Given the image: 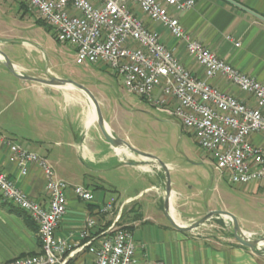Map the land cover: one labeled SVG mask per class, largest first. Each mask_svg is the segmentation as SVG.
Returning <instances> with one entry per match:
<instances>
[{
    "label": "crops",
    "instance_id": "crops-1",
    "mask_svg": "<svg viewBox=\"0 0 264 264\" xmlns=\"http://www.w3.org/2000/svg\"><path fill=\"white\" fill-rule=\"evenodd\" d=\"M230 1L264 18V0ZM194 2L190 10L181 13L172 11L185 32L219 59L264 85V22L223 0ZM130 8L147 28L160 35L161 42L173 51L193 75L203 78V70L185 53L181 42L173 39L160 24L151 23L136 5L132 4ZM226 36L238 42L239 46L235 47L227 41ZM8 60L19 74L39 80L49 79L38 74L36 68L18 63L16 57H9ZM208 83L240 102L255 107L251 96L223 79L214 78ZM91 110L94 112L88 98L71 84L48 85L19 80L4 67L0 58V171L30 199L42 207L48 206L49 196L45 191L43 173L31 164L27 166L26 174L21 175L5 144L11 142L45 159L58 179L93 191L97 204L114 200V211L103 217L101 226L110 225L115 214L119 213L117 225L131 232L137 262L264 264V253L239 246L230 235L227 238H214L197 228L191 231L174 229L164 213V179L161 178L158 165L125 149H112L97 126L95 112V118L90 114ZM261 111L264 114V108ZM102 120L112 136L128 144L106 119ZM90 131L94 134H89ZM251 139L255 144L261 143L258 136ZM130 146L139 151L133 145ZM142 153L154 157L150 152ZM165 165L170 169L169 163ZM134 173L142 176L139 184L132 181L134 186L131 190L121 189L116 184V179L123 180L127 174L131 176ZM245 187L264 196V182ZM176 194L171 189L168 210L176 224L188 226L204 216V213L186 212L184 204L177 201ZM90 208L70 192L67 193L66 212L58 225L56 236L78 247L68 259L71 263L91 264V256L84 247L88 238H79L91 214ZM233 216L244 235L256 232L246 228L248 222L245 218ZM261 232L264 234V231ZM94 233L95 230L91 231V234ZM38 252L36 226L26 214L0 197V264Z\"/></svg>",
    "mask_w": 264,
    "mask_h": 264
},
{
    "label": "built area",
    "instance_id": "built-area-1",
    "mask_svg": "<svg viewBox=\"0 0 264 264\" xmlns=\"http://www.w3.org/2000/svg\"><path fill=\"white\" fill-rule=\"evenodd\" d=\"M34 10L58 42L70 45L78 65L89 64L107 70L123 87L155 110L176 119L194 136L199 148L215 162L231 185L264 182V85L240 73L193 40L172 13L194 7V0H23ZM136 5L151 23L160 24L183 44L185 53L203 70V78L193 75L168 49L160 35L147 28L131 11ZM225 39L235 47L238 42ZM221 78L251 96L255 107L211 86ZM261 138L260 144L252 141ZM21 175L35 165L45 177L48 206L42 207L16 187L0 171V197L23 212L38 231L40 249L35 255L16 258L5 264H75L68 261L78 247L56 236L66 212L67 193L93 206L79 238L87 240L91 264H164L137 262L131 232L119 227L116 213L108 228L102 218L114 211V200L99 205L94 193L56 177L47 161L11 142L5 143ZM99 232L97 235L91 231ZM96 233V232H95ZM253 239L252 235H245Z\"/></svg>",
    "mask_w": 264,
    "mask_h": 264
},
{
    "label": "rangeland",
    "instance_id": "rangeland-1",
    "mask_svg": "<svg viewBox=\"0 0 264 264\" xmlns=\"http://www.w3.org/2000/svg\"><path fill=\"white\" fill-rule=\"evenodd\" d=\"M39 21L36 12L23 0H0L2 53L7 58L16 57L18 63L28 68H36L38 74L45 77L84 87L96 101L102 119H106L128 145L152 153L164 165L170 164V169L167 168L170 188L177 193L175 197L184 204L186 212L205 216L209 212L228 211L247 220L246 228L256 230L250 233L253 238L264 236L261 232L264 231L262 194L229 184L188 129L128 92L121 80L107 70L89 64L78 65L73 48L58 42L54 32ZM83 164L86 165V161L83 160ZM141 176L140 173L127 174L126 179L115 182L129 191L134 186L132 181L139 184ZM161 178L164 179L162 170ZM197 230L209 237L227 238L231 227L228 219L213 217ZM255 252L264 253V245L257 246Z\"/></svg>",
    "mask_w": 264,
    "mask_h": 264
},
{
    "label": "water",
    "instance_id": "water-1",
    "mask_svg": "<svg viewBox=\"0 0 264 264\" xmlns=\"http://www.w3.org/2000/svg\"><path fill=\"white\" fill-rule=\"evenodd\" d=\"M229 4H232L233 6L239 8L240 10L252 15L253 17L257 18L258 20L264 22V18L250 12L249 10H247L246 8L230 1V0H223ZM0 58L3 61V65L5 68H7L15 78L19 79V80H26V81H33V82H38L40 84H48V85H62V84H71L72 86H74L75 88H77L78 90H80L82 93H84V95L88 98V100L91 102L93 108H94V112L96 115V122H97V126L103 136V138L106 140V142H108V144L111 146L112 149H125L130 153L136 154L138 156H141L142 158L145 159H150L152 162H154L155 164L158 165V167L160 168V170H162V172L164 173V200H163V209H164V213L167 217V220L169 222V224L176 230L179 231H191L194 230L196 228H198L200 225H202L203 223H205L206 221H208L209 219L213 218V217H219L221 219H228L229 222V226L231 227V230L229 232V235L236 241V243L241 246V247H245L248 248L251 251H255V248L257 247V243L258 242H264V236H258L257 238H247L243 232L240 230L238 223L235 219V217L226 211H214V212H209L207 213L205 216H203L202 218H200L199 220H197L196 222L188 225V226H180L178 224H176L169 216L168 214V210H169V200L171 197V188H170V181L168 178V173H167V166L162 164L157 158L150 156L148 154H144L142 152L137 151L136 149L132 148L130 145H128L127 143L121 141L120 139H118L115 136H112L108 130L106 129L102 117L100 115L99 109H98V105L96 103V101L94 100V98L92 97V95L82 86L73 83V82H64V81H60V80H56V79H52L49 78L47 81L45 80H39V79H34L22 74H19L15 71L14 67L12 66V64L9 62L8 58L0 51Z\"/></svg>",
    "mask_w": 264,
    "mask_h": 264
},
{
    "label": "trees",
    "instance_id": "trees-1",
    "mask_svg": "<svg viewBox=\"0 0 264 264\" xmlns=\"http://www.w3.org/2000/svg\"><path fill=\"white\" fill-rule=\"evenodd\" d=\"M39 23L40 24H42L43 26H45L47 29H49V30H51L50 28H48L41 20L39 21ZM90 206V205H89ZM91 208H90V210H91V213H92V210H93V206H90ZM103 219V218H102ZM109 227V225L108 224H106V225H104L103 226V229H105V228H108ZM96 233H94V235H97L99 232H97V231H95ZM39 249H40V244H39Z\"/></svg>",
    "mask_w": 264,
    "mask_h": 264
},
{
    "label": "bare ground",
    "instance_id": "bare-ground-1",
    "mask_svg": "<svg viewBox=\"0 0 264 264\" xmlns=\"http://www.w3.org/2000/svg\"><path fill=\"white\" fill-rule=\"evenodd\" d=\"M90 114L93 116V118H95V115H94V112L91 110V112H90ZM230 221L228 220V223H229ZM244 234V233H243ZM259 245H264V242H258L257 243V246H259Z\"/></svg>",
    "mask_w": 264,
    "mask_h": 264
}]
</instances>
